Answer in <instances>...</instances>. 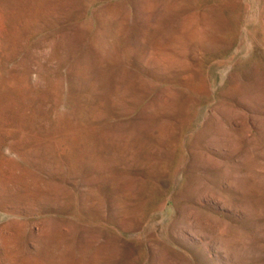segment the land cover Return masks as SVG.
<instances>
[{
  "label": "rangeland",
  "instance_id": "obj_1",
  "mask_svg": "<svg viewBox=\"0 0 264 264\" xmlns=\"http://www.w3.org/2000/svg\"><path fill=\"white\" fill-rule=\"evenodd\" d=\"M0 264H264V0H0Z\"/></svg>",
  "mask_w": 264,
  "mask_h": 264
}]
</instances>
